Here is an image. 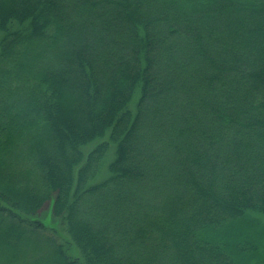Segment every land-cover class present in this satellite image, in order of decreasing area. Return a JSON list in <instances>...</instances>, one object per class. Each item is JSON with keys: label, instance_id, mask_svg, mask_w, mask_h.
Segmentation results:
<instances>
[{"label": "trees", "instance_id": "trees-1", "mask_svg": "<svg viewBox=\"0 0 264 264\" xmlns=\"http://www.w3.org/2000/svg\"><path fill=\"white\" fill-rule=\"evenodd\" d=\"M10 3L0 264H264V0Z\"/></svg>", "mask_w": 264, "mask_h": 264}, {"label": "rangeland", "instance_id": "rangeland-1", "mask_svg": "<svg viewBox=\"0 0 264 264\" xmlns=\"http://www.w3.org/2000/svg\"><path fill=\"white\" fill-rule=\"evenodd\" d=\"M1 1H3L5 3V5H6L7 8H11L12 7V4L10 3L11 0H0V2ZM72 76L73 77H71V78L68 77V81H67L68 82V86H70L71 88L73 86L74 87L77 86V83L78 82L75 83L77 80L80 81L79 78L77 76H75L74 74H72ZM62 92H63L62 98H63V102H64L63 103V109L64 110L62 109L64 112L63 111L62 112L64 114H66V116H67L66 117L67 119L65 120V122L69 123L70 121H72V122L75 121V123L76 122H79V123H81V125H83L84 124V121H85V119H84L85 117L84 116H85V112H86L85 110H86V108H85V106L83 104H80L79 103V101H80L79 99L80 98L78 96H75L74 95V92H70L69 89L68 90L63 89ZM136 93L137 92L134 93L135 94L134 95V98L132 99V101L130 103L131 106L134 104L135 99L137 97ZM42 149L48 155H50V156L53 155L54 156V154H52L51 151L49 152V149L46 146H44ZM87 149L88 150L90 149V145L85 148V150H87ZM110 151L111 152L107 155V159L105 160L106 162L109 161V160H111L112 157H113V151L112 150H110ZM106 175H108V173H107V166L104 165L101 168V170L99 171V174L96 176V181L101 180L102 178L106 177ZM7 176L8 177L5 176V178H1L0 180L2 182H4V181L5 182H9L10 183V187L13 188V189H15L14 187L16 186V184H15V181H14V177L11 176V175L9 177V174L8 173H7ZM22 193L23 192H21V194ZM41 209L42 210L38 213V215L41 218L46 219V221L49 222V223H51V224H53L54 222H56L55 219L54 218H51V216H50L49 202H45L43 204V206H42ZM257 215H259V214H257ZM261 217L262 216L259 215L260 220H264V218H261ZM56 229L58 230L57 231L58 232V238L59 239H62L63 243L66 241L65 247H66V251L68 252V254L71 257H75L78 254V251L75 249V247L70 242V240H68V238H66V236L64 234L60 233V230H59L58 226L56 227ZM1 242L5 246L9 247L10 249L11 248H17V247H19L18 244L13 241V238L12 237H9V236L6 237L3 234L1 235Z\"/></svg>", "mask_w": 264, "mask_h": 264}]
</instances>
